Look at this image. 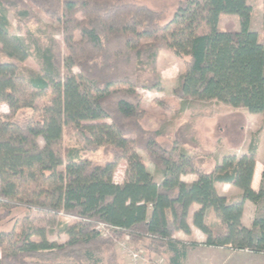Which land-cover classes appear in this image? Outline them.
Returning <instances> with one entry per match:
<instances>
[{
    "label": "trees",
    "instance_id": "trees-1",
    "mask_svg": "<svg viewBox=\"0 0 264 264\" xmlns=\"http://www.w3.org/2000/svg\"><path fill=\"white\" fill-rule=\"evenodd\" d=\"M262 9L264 20V0ZM7 14L24 25L37 68L24 63L27 48L11 34ZM220 14L235 15L239 27L233 20L220 27ZM163 15L139 0H0V101L33 112L49 83L62 88V99L42 106L39 118L28 112L0 117V220L19 207L76 219L70 238L51 246L31 240L35 229L26 216L15 249L1 251L0 264H99L104 257L118 264L114 238L95 229L99 221L117 226L114 236L127 235L135 249L167 253L168 264H182L188 249L199 245L174 237L192 228L203 234V246L264 254V157L255 167L259 133L245 152L224 155L207 172L199 156L210 153L185 134L191 129L186 122L171 131L144 128L138 93L161 90L158 55L169 51L181 58L178 45L187 34L188 56L173 94L217 100L264 118V42L252 29V7L247 0H178L171 20L162 22ZM105 120L110 122L97 124L102 137L84 124ZM65 134L75 144L65 146ZM163 137L172 147L161 144ZM100 147L103 163L84 157ZM116 148L126 153L121 183L113 180ZM254 168L258 190L251 187ZM186 170L193 181L181 179ZM218 184L239 189L241 198L220 195ZM245 201L255 205L250 227L241 222Z\"/></svg>",
    "mask_w": 264,
    "mask_h": 264
},
{
    "label": "rangeland",
    "instance_id": "rangeland-1",
    "mask_svg": "<svg viewBox=\"0 0 264 264\" xmlns=\"http://www.w3.org/2000/svg\"><path fill=\"white\" fill-rule=\"evenodd\" d=\"M139 1L153 9L162 10L164 12L162 22H168L172 18L178 0ZM247 4L252 7V29L258 32L259 39L264 42L262 0H247ZM7 19L11 24V34L21 36L25 48H27L28 56L24 60V63L33 68H37L33 56V45L25 34L24 25L18 22L12 14H7ZM229 20H233L235 27H239L237 17L228 14H220L218 16V25L222 27L223 24ZM188 44V35L184 34L178 45V50L182 55L181 58L175 56L172 52L160 51L157 58V68L162 80L161 90L155 92L147 90L138 91L142 97V107L146 111V114L141 120L142 125L149 130H157L165 127L164 129L171 131L179 124L186 122L191 129L190 132L188 130V133L186 132L185 134L191 136L198 146L210 153L208 156H199L200 161L202 160L205 164L207 172H210L213 166L218 163L224 155L243 153L253 134L259 133V146L255 159V167H261L264 157V118L261 113L250 112L242 107L235 108L217 100H199L195 98L182 100L173 94V90L178 85V76L184 68V60L188 56ZM74 72L77 74V69H74ZM19 97L21 99L25 98L21 92H19ZM55 99H62V88L49 83L46 93L35 99L33 112L20 109L19 105L15 103L0 101V117L5 120H10L15 118L19 113L28 112V115H32L33 118H39L42 114V106L49 104L51 100ZM99 122L109 123L110 121L84 122V124L92 126L90 130L94 132L95 136L102 137V133H100L97 126ZM159 140L165 147H172V142L169 138L163 137ZM75 142L76 139L75 137L73 138V135L72 138L68 137L66 134L64 135L65 146L75 144ZM39 144H42L41 140ZM176 147V149H180V146L176 145ZM102 148L103 147H100L95 151H86L84 157L95 163H103L105 155ZM121 152L124 151L116 148V152L112 154L117 156V166L113 175V180L116 183H121L123 181L126 170V160L121 157ZM140 155L147 165L148 170L154 172L153 165L148 161L145 154L140 153ZM61 169H63L62 166L60 167V170ZM181 178L184 181H190L195 179L196 176L189 170H186V172L181 175ZM236 190L240 191L237 188ZM20 191L21 188L18 189V195L21 194ZM224 191L229 194L230 197H236L233 189H226ZM253 206L254 204L250 201H248V204L245 206V225H250L252 222L250 220L255 212ZM196 207L197 205L193 204L190 210ZM26 216L30 218V224L35 229V233L31 237V240L38 244L44 243L51 246L65 243L70 238L69 235L73 231L76 222L75 218L66 216L63 213H48L24 207L15 208L8 217L0 220V253L1 251L11 252L15 249V240L21 236L22 223ZM249 221L250 223L248 224ZM195 237L194 235L187 237L188 239L185 241L187 242V246H189V243L195 242ZM120 239L121 236H119V239H115V241ZM136 250L141 254L142 264H168L169 255L167 253L163 255H149L143 248H138ZM114 251L117 254L116 262H118V264H127L128 258L125 253L119 249L116 242ZM203 251V254L207 253L208 256L198 259L194 264H264V254L252 253L247 250L212 247L211 250ZM109 253L110 251L108 254ZM64 263H66L64 259H57L55 261H45L39 264ZM107 263L104 257L99 264Z\"/></svg>",
    "mask_w": 264,
    "mask_h": 264
},
{
    "label": "crops",
    "instance_id": "crops-1",
    "mask_svg": "<svg viewBox=\"0 0 264 264\" xmlns=\"http://www.w3.org/2000/svg\"><path fill=\"white\" fill-rule=\"evenodd\" d=\"M193 180L194 179H192L190 181H193ZM190 181H186V182H190ZM259 182H260V179H259ZM259 182H258V180L256 178V173H255V168H254V173H253V177H252V181H251L252 189L258 190L259 185H260ZM226 189H228V190L233 189L234 194L236 195V197H230L229 194L225 193L224 190H226ZM217 191H218V193L220 195L225 196L226 198H228L231 201H237V200H239L241 198V191H238V190H236L235 187H232V186L227 185V184H218L217 185ZM247 204H248V201H245L244 205H243V213H242V217H241V222H242V224L244 226L250 227L251 224L250 225H245L244 224V209H245V206ZM253 207L255 209V205ZM195 209L192 208V210H190L191 213L189 214L190 216L188 218L189 222L191 221V214H192L193 210H195ZM252 219H253V217H252ZM252 219L250 221H252ZM250 221L248 222V224L250 223ZM196 232H198V233H196ZM191 235L196 236L195 237L196 240H194V241L199 243V245H197L196 247H192V248H190L187 251L186 257L182 260V264H192V263L194 264L198 259L206 258L208 256L207 253L203 254V252H204L203 250H211L212 249V247H207V246H203V245L200 244L201 242H203L204 236L199 230H197V229L195 230L194 228L192 229L190 234H184L183 232L178 231V232H176L174 234V237L177 238V239L186 241L188 239L187 237H190Z\"/></svg>",
    "mask_w": 264,
    "mask_h": 264
},
{
    "label": "built area",
    "instance_id": "built-area-1",
    "mask_svg": "<svg viewBox=\"0 0 264 264\" xmlns=\"http://www.w3.org/2000/svg\"><path fill=\"white\" fill-rule=\"evenodd\" d=\"M95 229L103 236H110L114 238V241L115 239H119V237L114 236V233L119 230L117 226L99 221L96 223ZM115 242L119 249L122 250L127 256V264H142V257L140 252L133 247L127 235L121 236V239Z\"/></svg>",
    "mask_w": 264,
    "mask_h": 264
}]
</instances>
